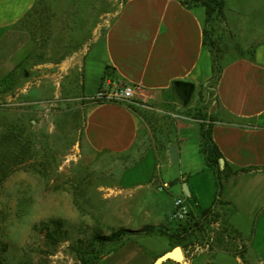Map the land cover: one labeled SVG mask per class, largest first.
<instances>
[{
	"label": "crops",
	"instance_id": "obj_1",
	"mask_svg": "<svg viewBox=\"0 0 264 264\" xmlns=\"http://www.w3.org/2000/svg\"><path fill=\"white\" fill-rule=\"evenodd\" d=\"M37 2L0 0V81L31 40L30 32L19 24ZM224 9L225 2L223 25L235 35L239 48L223 54L217 78H213V54L204 36L206 7L186 6L180 0H121L104 30H94L78 62L84 109L81 140L92 151L122 156L121 171L135 163L143 165L150 151L157 159L173 162L169 145L176 147V160L182 159L191 123L198 126L194 146L205 167L201 171L209 170L212 176L209 202L202 201L194 168L176 181L189 192L187 196L182 191L190 210L184 225L200 228L201 243L192 235L181 241L162 232L138 235L136 240L148 244L147 251L137 244L138 252L147 255L151 264H264V0L256 6L258 17L248 27L233 28ZM104 80L111 88L125 83L138 86L147 102L96 101ZM174 80L195 86L186 107L172 94ZM209 93L212 101L204 120L198 114ZM200 121L210 124L211 142L220 155L223 181L216 200V181L202 149ZM153 180L149 177L146 182ZM173 183L162 181L159 188L168 189ZM117 189L120 192L123 187ZM209 207V213L202 215ZM120 220H132L129 211L122 209ZM146 224L173 227L165 215ZM205 241L210 244L204 246ZM198 244L202 249L193 252Z\"/></svg>",
	"mask_w": 264,
	"mask_h": 264
},
{
	"label": "rangeland",
	"instance_id": "obj_2",
	"mask_svg": "<svg viewBox=\"0 0 264 264\" xmlns=\"http://www.w3.org/2000/svg\"><path fill=\"white\" fill-rule=\"evenodd\" d=\"M260 1L224 0L232 27L253 23ZM120 2L38 0L19 24L31 40L0 81V264H151L138 252L139 246L147 251L148 244L120 229L163 215L173 226L166 228L170 232L184 231V237L192 235L201 243L200 228L177 227L168 215L175 197L188 202L176 181L187 177V170H197L193 177L203 202L208 203L213 192L212 176L209 170L201 171L205 167L194 146L197 124L191 123L182 159H157L150 151L143 165L135 163L123 171L122 156L92 151L81 140L78 62L94 30H104ZM217 15L208 25L209 38L223 54L239 48ZM149 177L154 180L147 184ZM161 180L175 181L177 190L173 184L159 188ZM122 209L132 220H120ZM212 232L216 236L217 231Z\"/></svg>",
	"mask_w": 264,
	"mask_h": 264
},
{
	"label": "trees",
	"instance_id": "obj_3",
	"mask_svg": "<svg viewBox=\"0 0 264 264\" xmlns=\"http://www.w3.org/2000/svg\"><path fill=\"white\" fill-rule=\"evenodd\" d=\"M180 2L186 6H191L193 4L200 3L206 7V14H207V24H206V29L204 30V36H205V41L209 45L210 50L213 54V78H217L220 73H221V60L223 56V52L221 51V48L217 46V42L214 40H211L210 37V32L208 31V25H211V22L213 20H216V14L217 16L224 19V13H223V8H224V1L223 0H180ZM215 14V15H214ZM220 48V49H219ZM212 98H211V93H209L208 98L204 99L203 102V107L202 111L199 112L198 116L199 118L205 120L206 116V111L208 110L210 104H211ZM200 127V133L202 137V149L205 154L206 158V163L207 165L211 168L213 171L216 185H217V191L215 193V200L217 198V194L219 193V186H220V176L222 174V171L220 170L219 164H218V158H219V152L216 149V147L212 144L211 142V137H210V124L205 121H200L199 124ZM210 207L206 208L202 211V215H207L210 211ZM198 223L195 222L194 225H197ZM180 225H177V227ZM121 232L123 233H128V234H133V235H143V234H151L153 232H162L167 234L170 238L175 239L177 241H181L185 237V232L183 231L180 233V231H173L170 232L168 229L161 227V226H156L153 224H146L143 225L137 229H129V228H121ZM106 240L109 237H104Z\"/></svg>",
	"mask_w": 264,
	"mask_h": 264
},
{
	"label": "built area",
	"instance_id": "obj_4",
	"mask_svg": "<svg viewBox=\"0 0 264 264\" xmlns=\"http://www.w3.org/2000/svg\"><path fill=\"white\" fill-rule=\"evenodd\" d=\"M95 100L99 101H116V100H129V101H137L140 103H146L147 99L141 93L138 86L134 84H123L116 85L111 88L110 85L104 80L101 83L100 88L98 89ZM190 216V210L185 203V199L182 196H178L174 200V210L170 214V220L175 222L176 225H183L186 223ZM204 246H208L209 241H205ZM203 245H194L192 247V251L196 252L202 249Z\"/></svg>",
	"mask_w": 264,
	"mask_h": 264
},
{
	"label": "water",
	"instance_id": "obj_5",
	"mask_svg": "<svg viewBox=\"0 0 264 264\" xmlns=\"http://www.w3.org/2000/svg\"><path fill=\"white\" fill-rule=\"evenodd\" d=\"M194 87V84L189 81L174 80L172 82V94L181 107H186L189 105L193 96ZM168 154L171 161L176 160L177 151L174 145H169ZM219 163L222 164V159L219 160ZM183 191L185 195L189 196V192L185 184H183Z\"/></svg>",
	"mask_w": 264,
	"mask_h": 264
}]
</instances>
